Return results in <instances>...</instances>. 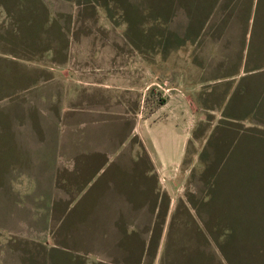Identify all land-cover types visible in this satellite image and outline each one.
<instances>
[{"label":"rangeland","instance_id":"1","mask_svg":"<svg viewBox=\"0 0 264 264\" xmlns=\"http://www.w3.org/2000/svg\"><path fill=\"white\" fill-rule=\"evenodd\" d=\"M72 115L112 120L118 137L123 125L133 129L127 143L140 160L147 145L158 149L150 192L169 200L153 227L155 264H216L218 241L238 246L244 264H264V143L256 137L242 150L244 138H231L240 119L264 131V0H0V185L24 164L7 128L49 136ZM116 160L93 168L83 154L60 168L58 181L75 179L78 196L59 221L76 237L60 247L4 243V226L17 225L0 200V247L21 252L3 259L77 264L104 248L113 255L115 230L105 227L113 216H87L85 206L94 196L145 193L138 168ZM42 162V196H50L52 153ZM136 237L128 230L122 248L134 249Z\"/></svg>","mask_w":264,"mask_h":264},{"label":"crops","instance_id":"2","mask_svg":"<svg viewBox=\"0 0 264 264\" xmlns=\"http://www.w3.org/2000/svg\"><path fill=\"white\" fill-rule=\"evenodd\" d=\"M82 117L83 115H72L70 119H66L67 121L65 123L62 122L61 128L49 135L52 136L50 145H48L47 140V137H49L48 134L46 132L42 134V130H34L31 128L17 129L15 127L7 128L8 139L12 138L14 145L20 147L24 152V156L22 157L24 164L22 167L15 166L8 171V183L1 184L0 190L6 192L8 195H17L16 192L19 189L23 196H0V200L7 202L9 207H11L12 213L10 217L17 225L4 226L7 232L3 234L2 239L4 243L12 238L20 240L25 242L22 244H27L30 249L37 250L44 249V245L48 246L50 243L53 247H60V241H63L65 238L68 241H72L71 238L74 240L76 237L74 235L75 232H71V228L59 229L61 225L59 221L63 215L65 204L68 203L71 206L78 197L74 196V192L77 189L75 188V179H73V182L66 183L58 181V173L62 170L60 168L65 166L72 168L74 165L76 166L77 157L82 158L83 154L90 155L93 168L99 167L101 163L106 164L117 158L115 164L118 166L124 164L129 168H138L141 182L140 186L136 187L143 188L145 193L140 194V196H130L128 193L126 196L122 191H118L115 196H94L92 199H89V201L92 200L93 205L90 207V203H88L89 206H85L87 216L93 210L97 209L104 212V214L109 212L113 216L105 227H112L115 230L114 240H111L110 249H117L112 255L108 251V248H104L107 249L104 256L99 253L95 257L96 260L92 259L90 262L82 260L77 262V264H95L96 261L102 264H144L145 256L147 257L149 255L151 249L156 248L155 253H152L153 260L151 263L155 264L159 241L155 246L157 235L154 234L153 227L156 224L159 210L161 211L160 207L166 204L168 207L169 200L168 196H159V194H156L155 187L154 191L150 192L154 181L152 178V174H155L153 171L154 167L159 166L157 165L159 163L156 158L158 149H156L154 144H150V148L147 145V151L144 150L145 154H143L144 156L142 155L143 158L140 160L139 155L141 152L137 149V146L133 143H127L131 134L134 133L133 129L130 130L123 125V133L118 137L115 133L110 132V128L115 123L112 120L98 117L96 119ZM240 120L241 125H237V127L233 126L232 128V143L233 141L237 143V138H239L237 136L244 138L245 142L241 146L243 147L242 150L247 149V145L251 141H254L256 137L264 143L263 129H259V131L252 130L253 120ZM91 140L94 143L90 144L89 141L91 142ZM78 142L81 144H78ZM48 151L52 153L54 158L53 165L48 168V174L51 175L50 186H52V191H50V196H42L48 188L47 182L44 180V173L42 172V158ZM149 153L153 154V158L150 157ZM246 161H251V157ZM150 172L151 176L149 177L148 173ZM65 178L62 180H65ZM32 184H35V190H32ZM36 193L41 196H37ZM134 197H138V199H134ZM161 199H165L166 202ZM102 201L105 204H100ZM127 212L130 213L126 214ZM128 216L130 217L128 218ZM128 230L129 232L137 234L136 244L130 245L134 249L130 250L124 247L122 248L121 244ZM0 233L3 232L0 230ZM131 239L133 240L134 237ZM218 245L219 256L218 260L216 259V264L245 263V261L241 260L242 257L238 246H234V244L224 245L220 241H218ZM6 252H12L17 256L21 253L19 247L5 249L4 244H1L0 264H10L3 259ZM76 253L79 254V252ZM14 260L12 259L10 261ZM11 264H21V262L18 263L15 261Z\"/></svg>","mask_w":264,"mask_h":264}]
</instances>
